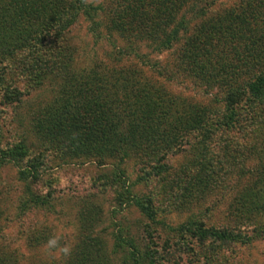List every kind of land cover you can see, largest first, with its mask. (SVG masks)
<instances>
[{"label": "trees", "instance_id": "trees-1", "mask_svg": "<svg viewBox=\"0 0 264 264\" xmlns=\"http://www.w3.org/2000/svg\"><path fill=\"white\" fill-rule=\"evenodd\" d=\"M200 3L105 0L93 5L85 0H0V57L11 61L15 54L25 52L27 73L34 80L48 78L55 86L54 95L35 111L31 128L43 147H51L59 157L91 158L98 163L144 159L148 169L154 170L153 176L163 179L168 177L166 156L180 151L191 135L198 136L191 145L205 151L195 155L193 164H183L174 173L172 183L181 191L172 198L177 207L198 203L207 192L230 180L234 196L229 214L234 218L221 228L201 219L188 221L171 232L178 240L197 242L196 264H226L225 254L234 247L264 239V0H240L217 10L211 9L215 0ZM80 18L87 22L94 42L102 39L111 47L104 53L105 59L84 66L75 65V49L62 44L64 33ZM117 40L126 48L115 46ZM142 43L155 54L172 52L174 70L151 63L149 54L139 53L137 44ZM130 56L143 63L148 73L128 60ZM153 74L166 82L185 78L217 90L223 111L212 112L170 93L152 79ZM2 90L6 103L19 102V91ZM242 107L255 117L256 111L260 114V120L249 118L251 128L246 132H252L258 123L260 140L231 147V141L221 137V155L213 161L207 144L215 141L213 135L239 128L237 111ZM248 159L255 160L245 169L242 163ZM11 160L20 165L19 181H38L41 159L30 157L23 141L0 151L1 162ZM44 195L40 199L38 193L27 190L16 216L44 208L49 193ZM135 206L152 217L151 199L135 201ZM46 239L44 230L36 228L26 244L31 248ZM116 239L127 246L131 264L154 263L149 245L139 253L131 239ZM18 258L14 252L0 250V264H20Z\"/></svg>", "mask_w": 264, "mask_h": 264}, {"label": "rangeland", "instance_id": "rangeland-1", "mask_svg": "<svg viewBox=\"0 0 264 264\" xmlns=\"http://www.w3.org/2000/svg\"><path fill=\"white\" fill-rule=\"evenodd\" d=\"M209 1L201 0L199 5ZM239 1L215 0L211 9L232 6ZM85 2L96 5L105 0ZM87 27V22L80 18L63 36V46L75 49L73 55L77 66L105 59L104 53L111 48L102 39L94 42ZM115 46L126 48V44L119 40L115 41ZM145 46L143 43L137 44L139 53L149 54L151 63L167 65L171 71L174 70L175 59L172 52L155 54ZM15 55V60L11 61H3L0 57V151L23 141L30 157H40L41 165L38 169V181L35 184H24L17 178L20 165L12 160L0 161V250L16 253L20 264H131L128 257L130 251L116 239V236H121L131 239L139 253L145 252V245H149V250L154 252L153 258H156L153 264H196L194 255L199 250L197 242L193 239L178 240L171 230L199 219L206 225L221 228L234 218V215L229 214V205L234 196L230 180L228 183L225 181L216 191L207 192L198 203L189 202L184 207H177L176 198H172L173 194H180L181 191L172 183L174 173L183 164H193L195 155L205 151L192 146L199 137L191 135L180 151L166 156L164 163L168 177L164 175L163 179L153 176L154 170L148 169L144 159L129 157L122 162L106 159L98 163L91 158L59 157L51 147H43L31 128L35 111L38 108L40 110L54 95L55 86L48 78L34 80L33 75L27 73L23 68L28 61L25 52ZM128 60L145 74L148 73L147 67L141 66L143 63L140 61L134 60L132 56ZM152 76L153 80L174 95L204 106L212 112L223 111L222 95L213 88L209 89L185 78L175 77L166 82L165 79L155 77V74ZM3 87L19 91V102L6 103L2 95ZM237 114L239 128L221 136L217 133L213 135L216 137L215 141L207 144L213 161L221 155V137L231 141V147L247 146L260 140L261 136L257 134L260 129L257 127L258 123L254 122L252 132L246 133L251 128L248 121L252 122V117L260 120L258 111L255 117L253 113H246L245 107H242ZM249 160L242 163L245 169L255 159ZM27 190L38 193L40 199L48 192V204L42 209L17 217L19 203L27 198ZM169 191L171 193L168 195ZM146 199H151L154 212L152 219L135 206V201L145 202ZM36 228H42L44 238L47 239L54 233L63 234L65 241L74 246L72 256L64 260L46 255L43 245L47 239L41 245L28 247L26 238ZM187 245L190 247L189 251L186 250ZM225 257L228 259L226 264H264V239L252 242L249 246H236Z\"/></svg>", "mask_w": 264, "mask_h": 264}, {"label": "clouds", "instance_id": "clouds-1", "mask_svg": "<svg viewBox=\"0 0 264 264\" xmlns=\"http://www.w3.org/2000/svg\"><path fill=\"white\" fill-rule=\"evenodd\" d=\"M43 249L45 254L53 259L63 258L67 260L72 256L74 246L65 241L63 234L54 233L45 241Z\"/></svg>", "mask_w": 264, "mask_h": 264}]
</instances>
